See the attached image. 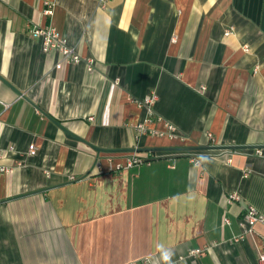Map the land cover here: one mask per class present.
<instances>
[{
	"label": "crops",
	"instance_id": "crops-1",
	"mask_svg": "<svg viewBox=\"0 0 264 264\" xmlns=\"http://www.w3.org/2000/svg\"><path fill=\"white\" fill-rule=\"evenodd\" d=\"M150 96L148 129L185 141L137 139ZM174 146L237 149L131 151ZM250 206L264 216V0H0V264H261L264 223L234 241Z\"/></svg>",
	"mask_w": 264,
	"mask_h": 264
},
{
	"label": "built area",
	"instance_id": "built-area-1",
	"mask_svg": "<svg viewBox=\"0 0 264 264\" xmlns=\"http://www.w3.org/2000/svg\"><path fill=\"white\" fill-rule=\"evenodd\" d=\"M101 2H104V0H100ZM53 6L50 3H46V9L44 10L45 16H53ZM226 36H229L232 34L231 30H227L224 32ZM32 37L39 41L42 45L43 51L45 53H51V52H58L62 55L63 62L68 64H81L83 62H86L89 66V70L93 71V61L92 60H85L81 57V55L77 52V50L71 46L68 45L67 41L65 39H62L59 32L52 26L50 27H39L33 26L31 30ZM62 65H58L57 69H60ZM155 101V96H150L146 100H143L142 102H139L137 104L140 105V107H143L146 112L147 116L146 119L141 122L139 125H137V130L139 133V136L137 139L139 140L142 136H152V137H158V138H167L171 141H185V137L179 132L178 128L176 126H173L172 124H166L165 129L161 130H149L148 124L152 122V120L155 118V112L152 108V105ZM30 154H35V149H32ZM152 160V157H143V156H137L134 155L130 158H128L126 167L131 168L133 166H139L143 165L145 163H149ZM118 170H121L119 168ZM1 171L5 173H10L11 170L9 168H2ZM232 200H237L238 195L232 194L231 195ZM257 223H264V216L260 214L254 207L250 206L247 208L243 218L241 219V228H242V236L240 238H235V242H239L244 239V236L247 234H251L253 232V228ZM209 250L210 248L205 249H198L194 251L195 255H203L205 253V250ZM260 262L261 264H264V252L260 256ZM150 262L146 260V264H149Z\"/></svg>",
	"mask_w": 264,
	"mask_h": 264
},
{
	"label": "water",
	"instance_id": "water-1",
	"mask_svg": "<svg viewBox=\"0 0 264 264\" xmlns=\"http://www.w3.org/2000/svg\"><path fill=\"white\" fill-rule=\"evenodd\" d=\"M229 150V151H232V150H236L237 148H226V147H223V148H217V147H211V148H194V147H170V148H163V149H147V150H137V149H134V150H131L133 153L135 152H141V151H147V152H189V151H202V150ZM98 152H101V151H104V150H97ZM109 152H116V151H109Z\"/></svg>",
	"mask_w": 264,
	"mask_h": 264
}]
</instances>
